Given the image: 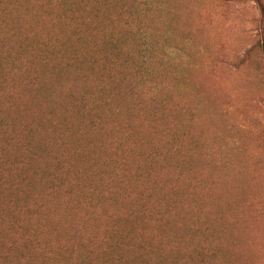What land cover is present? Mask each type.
I'll use <instances>...</instances> for the list:
<instances>
[{"label":"rangeland","instance_id":"374dc122","mask_svg":"<svg viewBox=\"0 0 264 264\" xmlns=\"http://www.w3.org/2000/svg\"><path fill=\"white\" fill-rule=\"evenodd\" d=\"M0 264H264V0H0Z\"/></svg>","mask_w":264,"mask_h":264}]
</instances>
